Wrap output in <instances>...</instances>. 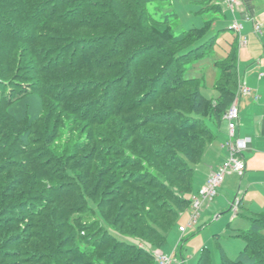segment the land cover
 <instances>
[{"label": "trees", "instance_id": "obj_1", "mask_svg": "<svg viewBox=\"0 0 264 264\" xmlns=\"http://www.w3.org/2000/svg\"><path fill=\"white\" fill-rule=\"evenodd\" d=\"M148 3L0 0V264H156L191 206L237 95L240 36L206 97L187 66L216 44L212 21L177 34ZM250 218L220 264H264V212Z\"/></svg>", "mask_w": 264, "mask_h": 264}, {"label": "rangeland", "instance_id": "obj_2", "mask_svg": "<svg viewBox=\"0 0 264 264\" xmlns=\"http://www.w3.org/2000/svg\"><path fill=\"white\" fill-rule=\"evenodd\" d=\"M209 1H211L210 4ZM242 2L243 0H239V5ZM256 3H258V13L256 14L257 19L259 21H263L261 33H257L255 27L253 29L252 19L250 20L252 22H249L246 19L241 18V15L239 13L244 9L243 6V9L239 7V5L235 8L231 7L232 9H235V11L237 10L236 13L238 14V19L245 26L242 34H239L240 40L237 41L239 49L241 48V42L246 43V40H248V47L250 46L249 49L254 50L256 53H260V55L257 54L255 57H253L254 59L251 65L248 64L249 61L244 64V62L247 61L245 55L247 52H245L242 56L243 62H241V58L239 59L238 69L241 66L243 73L242 76L244 75V73L247 76H250L254 71H256L257 74H261V71L264 72V70H262L260 67H264V61H262L263 64H261L260 62V59H264V0H257ZM213 4L222 5L221 10L216 11L211 8H206V10L201 11V9L205 6ZM226 5L230 6L228 0H149L148 3L149 10L156 19L164 20L167 16L169 17L172 29L177 34L192 28L202 27L207 21H212V29L208 36L219 33L216 44L214 45L211 52H209L203 59L187 66L188 76H198L200 74L204 76L201 90L206 97L210 98L215 97V95L218 96V91L214 86L216 77L218 75V67L216 66V61L223 59L226 56L227 51L236 35L234 30L231 29V23L234 20V16L232 17L233 10ZM248 17L251 16L249 15ZM249 78H251V76ZM241 82H244L245 86L251 89L249 85L247 86L244 80H241L240 76L238 88L241 85ZM262 84L264 88V81ZM211 147L212 144L209 146L208 150ZM226 151L228 152L227 148ZM224 161L225 160L221 161V163ZM232 176H235L233 172H229L225 175L223 181L225 184L224 186H227V183L230 180L232 182L235 180L236 177L231 178ZM238 179H240L239 181H241V178L238 177ZM218 195L219 191L217 196ZM217 196L211 201L206 202V204L201 209L198 221L191 226L189 225L190 211L192 210L191 206L181 213L176 223V227L167 232L166 244L160 249L151 248L155 259V253L161 251H163L166 255H172L173 249L175 248L174 246L177 241H179V238L181 236L180 230L185 228V231H183L184 234H182V238L183 235H185V239L182 241V244L180 246V248L182 247V250H178L177 257L180 258L179 253L181 250L183 255L182 259L186 264H197L203 250H206L211 254L213 264L221 263L222 254L231 259H236L240 255L245 247V241L241 236H238V233H236L235 229H239L240 231L238 232L240 233H245L250 229L252 221L249 217H246L245 215L244 217L242 214H236L237 218L234 219L235 221L232 220L233 216L235 215V209H232V203H234L235 208L237 207L238 209L241 203V199L238 195L231 203L230 209L224 211L217 220L213 217L214 213L212 212V210H210L209 215L203 222L200 220L204 212H207V209L211 204H213L212 202H217ZM261 204H264V197L262 195L254 197L251 205L254 209L259 210L261 209ZM238 211H240V213H246L249 216H255L252 215L253 213H249L244 210ZM91 218L92 216L88 214L84 218L83 223H89L90 221H92ZM231 221L234 222L231 223ZM174 257H176V254L175 256H173V258ZM156 264L159 263L156 262Z\"/></svg>", "mask_w": 264, "mask_h": 264}, {"label": "crops", "instance_id": "obj_3", "mask_svg": "<svg viewBox=\"0 0 264 264\" xmlns=\"http://www.w3.org/2000/svg\"><path fill=\"white\" fill-rule=\"evenodd\" d=\"M256 1L257 0H243V2L239 5V7L241 8L242 6L244 7V9L242 8L243 10H241L239 13L241 15V18H244L249 22L253 21V29L255 27L256 22L260 23L263 26V21H259L257 19L256 14L258 13V3H256ZM227 7L231 8V6L229 5ZM232 10V17L234 16L233 22L237 20L239 23H241L243 26V32L245 26L238 19V14L236 13L237 10ZM249 15L251 17H248ZM251 19L252 21H250ZM233 22L231 24H233ZM240 45L241 48L239 49V59L241 58V62H243L242 56L245 52H247L245 54L247 61H245L244 64L249 61L248 64L251 65L254 59L253 57H255L257 54L260 55V53H256L254 50L249 49L250 46L248 47V40H246V43L241 42ZM262 61H264V59H260L261 64H263ZM260 67L262 70H264L263 66ZM238 72L239 76L241 77V80H244L247 86L249 85L251 88V93L241 97V99L239 100V125L237 128L238 136H250L252 139L247 150L243 152V158L246 163V170L243 177L233 172L235 176H232L231 178H236L233 182L230 180L227 183V186H224V182L222 183L219 188L217 202L213 201V204H211L210 207L207 209L208 211L204 212V214L200 218L202 222L209 215L210 210H212V212L214 213L213 217L217 220L219 216L223 214L224 211L230 209L231 203L233 202L235 197H237V195L241 199V203L238 210H244L246 212L253 213L252 215L255 216L264 212V204H261V209L259 210L254 209L251 205L254 197L260 195L264 197V88L262 84L264 81V72L261 71V74H257V72L254 71L252 75H250L251 78H249L250 76H247L245 73L242 76L243 73L241 66L238 69ZM214 129L217 134V139L213 142L212 147L205 154L202 163H200L196 169L194 194H196L199 188L205 183L210 171L214 168L216 169L217 166L221 163V161L226 160L228 156V152L226 151L227 147L225 146V144L229 140V129L228 122L225 119V116L223 117L222 122L218 126H215ZM238 177L241 178V181H239L240 179H238ZM239 214H242L243 216L245 215L249 218L251 217L246 213H240V211ZM235 218H237V215H234L232 220H234ZM234 221H231V223H233ZM183 230L184 229L180 230L181 236L179 238V241H177V243L175 244V248L173 249L172 255L175 256L176 254V257H174L175 263L173 264H186L185 261L182 259V247L180 248L182 241L185 239V235H183L182 238V234H184ZM235 230L236 233H240L238 232L240 231L239 229ZM179 249H181L179 253L180 258L177 257Z\"/></svg>", "mask_w": 264, "mask_h": 264}, {"label": "built area", "instance_id": "obj_4", "mask_svg": "<svg viewBox=\"0 0 264 264\" xmlns=\"http://www.w3.org/2000/svg\"><path fill=\"white\" fill-rule=\"evenodd\" d=\"M232 8L239 5V0H228ZM241 4V3H240ZM239 34H242L243 26L237 20L232 24ZM255 30L257 33L262 32V25L259 23L255 24ZM251 92V89L247 88L244 82H241L237 90V95L235 100L228 108L225 119L228 122L229 129V140L225 144L228 148V156L226 160L220 163L217 168L212 169L205 183L199 188L198 192L192 196V204L190 211V223L193 225L196 223L200 217L201 209L206 204L207 201L214 199L222 185L225 175L229 172H235L240 176H244L246 170V163L243 158V152L247 150L249 144L251 143V137L245 136L240 137L237 135V128L239 125V100L240 98ZM232 209H235V215L238 212V208H235L234 203H232ZM186 229V228H185ZM185 229L183 231H185ZM156 260L159 264H173L174 258L172 255H166L163 251L155 253Z\"/></svg>", "mask_w": 264, "mask_h": 264}]
</instances>
